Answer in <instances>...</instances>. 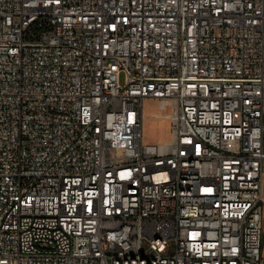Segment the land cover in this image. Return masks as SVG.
I'll return each instance as SVG.
<instances>
[{
	"label": "built area",
	"instance_id": "obj_1",
	"mask_svg": "<svg viewBox=\"0 0 264 264\" xmlns=\"http://www.w3.org/2000/svg\"><path fill=\"white\" fill-rule=\"evenodd\" d=\"M263 202L264 0H0V264H264Z\"/></svg>",
	"mask_w": 264,
	"mask_h": 264
},
{
	"label": "rangeland",
	"instance_id": "obj_2",
	"mask_svg": "<svg viewBox=\"0 0 264 264\" xmlns=\"http://www.w3.org/2000/svg\"><path fill=\"white\" fill-rule=\"evenodd\" d=\"M124 82V75L121 78ZM144 119V142L147 144H161L171 138L170 122L160 116L158 103L146 101ZM263 248H264V202H263Z\"/></svg>",
	"mask_w": 264,
	"mask_h": 264
},
{
	"label": "bare ground",
	"instance_id": "obj_3",
	"mask_svg": "<svg viewBox=\"0 0 264 264\" xmlns=\"http://www.w3.org/2000/svg\"><path fill=\"white\" fill-rule=\"evenodd\" d=\"M160 113V112H159Z\"/></svg>",
	"mask_w": 264,
	"mask_h": 264
}]
</instances>
